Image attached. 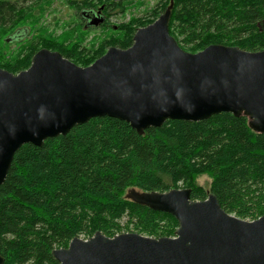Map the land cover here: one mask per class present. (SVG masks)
<instances>
[{
    "label": "trees",
    "instance_id": "trees-1",
    "mask_svg": "<svg viewBox=\"0 0 264 264\" xmlns=\"http://www.w3.org/2000/svg\"><path fill=\"white\" fill-rule=\"evenodd\" d=\"M127 0H83L79 16L124 12ZM146 18L132 19L95 50L80 42L48 38L30 42L21 58L1 61L0 69L18 74L41 49L58 52L87 67L108 48H129L139 28L153 23L171 5L168 31L185 52L210 45L264 50V0H163ZM23 8L0 0V28L23 24ZM82 20V18H80ZM86 26V25H84ZM7 44V39L4 41ZM1 56V55H0ZM205 175L206 191L195 183ZM188 189L193 201L212 194L221 209L254 221L264 215V134L252 132L245 117L228 113L200 122L166 121L138 135L127 123L96 117L41 147L23 145L14 154L0 186V257L3 264H58L53 250L73 238L96 232L174 237L177 221L128 198L131 191L165 193Z\"/></svg>",
    "mask_w": 264,
    "mask_h": 264
},
{
    "label": "water",
    "instance_id": "water-1",
    "mask_svg": "<svg viewBox=\"0 0 264 264\" xmlns=\"http://www.w3.org/2000/svg\"><path fill=\"white\" fill-rule=\"evenodd\" d=\"M171 5L139 28L129 48L110 47L79 67L58 52L37 51L28 69H0V186L23 145L41 147L96 117L127 123L138 135L166 121L200 122L221 113L245 117L264 134V50L210 45L183 51L170 36ZM103 23L94 17L95 27ZM128 198L178 223L174 237L96 232L51 252L58 264H264V215L224 212L217 199L193 201L188 189L131 191ZM0 264L3 259L0 257Z\"/></svg>",
    "mask_w": 264,
    "mask_h": 264
},
{
    "label": "rangeland",
    "instance_id": "rangeland-1",
    "mask_svg": "<svg viewBox=\"0 0 264 264\" xmlns=\"http://www.w3.org/2000/svg\"><path fill=\"white\" fill-rule=\"evenodd\" d=\"M23 8L25 20L15 32L9 27L0 28L1 61L21 58L30 42L41 39L80 42L81 47L95 50L103 41L117 34L118 27L132 19L146 18L163 0H127L124 12L114 10L104 13L105 26H84L76 5L83 0H8ZM117 1V0H116ZM77 3V4H76ZM76 4V5H75ZM7 39V44L4 41ZM198 186L208 191L210 180L202 175L195 180Z\"/></svg>",
    "mask_w": 264,
    "mask_h": 264
},
{
    "label": "flooded vegetation",
    "instance_id": "flooded-vegetation-1",
    "mask_svg": "<svg viewBox=\"0 0 264 264\" xmlns=\"http://www.w3.org/2000/svg\"><path fill=\"white\" fill-rule=\"evenodd\" d=\"M94 17H101L103 19V22H104V17L101 15V12H91V13H88V14H82L80 16V18H82V21L85 22L84 25L86 26H90L89 23L93 20ZM103 24V23H102Z\"/></svg>",
    "mask_w": 264,
    "mask_h": 264
}]
</instances>
